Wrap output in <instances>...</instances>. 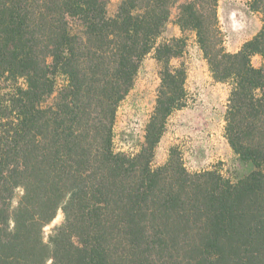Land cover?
<instances>
[{"label":"trees","instance_id":"trees-1","mask_svg":"<svg viewBox=\"0 0 264 264\" xmlns=\"http://www.w3.org/2000/svg\"><path fill=\"white\" fill-rule=\"evenodd\" d=\"M108 3L0 0V264H264V0H248L261 26L234 52L218 0ZM174 8L181 35L166 36ZM186 31L229 85L228 174L188 171L174 146L152 165L189 101ZM150 53L160 82L143 141L116 152L117 108Z\"/></svg>","mask_w":264,"mask_h":264},{"label":"rangeland","instance_id":"rangeland-1","mask_svg":"<svg viewBox=\"0 0 264 264\" xmlns=\"http://www.w3.org/2000/svg\"><path fill=\"white\" fill-rule=\"evenodd\" d=\"M120 0H109L107 11L115 13ZM177 9L172 12L166 36H180L175 24ZM218 24L223 45L234 52L250 39L261 26V16L252 10L248 0H218ZM185 51L180 58L187 68L186 89L188 104L174 111L166 125L152 161L153 166L164 163L170 147L174 146L182 157L186 169L200 171L216 166L225 174L233 168L234 154L224 136V115L229 85L215 81L203 58L193 32L186 31ZM254 66L261 65L259 55L251 58ZM159 64L150 53L142 60L133 88L120 102L113 126V148L116 152L136 153L143 141L145 123L155 104L159 79ZM22 82V80H21ZM63 219L58 211L45 227L47 238L52 227Z\"/></svg>","mask_w":264,"mask_h":264}]
</instances>
